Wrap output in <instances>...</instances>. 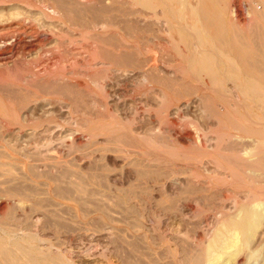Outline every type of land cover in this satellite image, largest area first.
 <instances>
[{"label": "bare ground", "instance_id": "bare-ground-1", "mask_svg": "<svg viewBox=\"0 0 264 264\" xmlns=\"http://www.w3.org/2000/svg\"><path fill=\"white\" fill-rule=\"evenodd\" d=\"M243 3L244 7H242L246 15L244 22L238 20V12L232 5V0H0V159L5 156L9 158L5 155L8 149L16 151L8 140L10 135L22 138L24 134L30 132L33 136L44 137L33 144L27 142L26 147L30 150L40 148L49 150L54 143L50 137L59 132H65V135L60 136L58 144L60 151L67 149L72 152L76 148L97 147L95 151L118 152L121 159L130 160L136 165L134 156L138 154L144 156L145 161L149 160L148 147L155 144V137L159 136L160 140V134H166L162 130L163 125H168L172 129L183 127L184 136L193 142L196 149L189 152L196 151L193 154L199 153L203 156L202 159L197 157L195 160L203 162V158H207L208 163L217 166V172L213 176L210 175L215 179L208 178L207 175L203 176L192 168L194 170L188 175V179L191 180L185 186V191H182V194L179 192L181 195L188 194L186 205L191 210L199 215L212 214L216 219V224L209 231L207 230L205 243L200 247L198 243L197 250L194 247L196 252L191 251V244L189 245L191 250L187 249L186 245L187 248L182 252L184 264H264V0H246V2L243 0ZM136 71L140 72L143 86L139 85L143 88L139 91L134 90L130 97L125 95L120 97V101H124L125 104H128L127 101L131 99L133 103L130 104L129 118L123 120L110 107L109 99L112 95L107 91L108 89L106 90V83L118 72L133 75ZM156 86H160L159 90L162 93L160 100L163 98L162 103L159 102L161 106L158 109L146 108V106L143 108L142 103L141 105L134 103L137 95L148 97ZM88 98L94 100V102L91 101L93 107L88 104L91 100ZM197 101L201 103V109H198L201 110L203 119L207 120V125L209 124L207 131L195 120L181 123L182 110ZM57 108L69 113L71 121L60 119L59 115H56ZM173 110L174 116L171 114ZM38 111H41L43 115L37 117L35 112ZM233 112L235 113L232 114ZM153 114L160 121H158L160 123L158 128L156 125V130L158 129L157 132L160 134L152 129L149 133L145 132V136L142 134L141 140H137L134 129L136 119L142 116L141 120H143L148 116L152 117ZM211 119L219 120L221 126L226 123L227 126L223 129L228 130L227 127H229L232 132L225 133L226 137L217 136L218 133L212 130L215 126L210 125ZM223 119H226V122ZM82 132L89 134L85 144L79 141L82 138L80 137ZM214 134L218 137L217 143L214 141L215 147L209 144ZM166 137L168 136L162 138ZM226 140L227 146L222 147ZM189 147L191 149V146ZM139 148L142 152H138ZM85 152L86 150L82 153ZM181 152L179 153L183 156V164L179 162L181 156L173 152L170 164L164 158L165 165L167 162L169 166L160 165L153 169L152 164L151 166L145 164L137 165V167L134 165L136 168L131 167L136 169L141 182L151 181L156 184L163 178L168 180L172 175L181 174V172L177 173L179 167L182 170L190 169V161L194 158ZM214 154L219 155V158H216ZM85 157H89V154H85ZM55 158H51L50 155V158L45 160L53 161ZM96 163L94 165H97ZM6 164L10 166V163L0 161V168H2L0 177L12 175V170L3 169ZM47 164L52 166L50 162ZM31 165L28 164V168L29 166L36 168V165ZM176 166L177 169H175ZM63 168L65 165L62 166ZM32 171L35 170L29 172ZM45 172H47L46 175L51 173L46 170ZM60 172L63 173V170ZM78 172L75 170L74 174ZM87 172L89 175L90 172ZM42 173L44 172L41 171ZM95 173L88 176L91 181L96 179L99 172L96 175ZM49 174L48 177L57 176ZM66 174L65 171L63 177H66ZM79 177H77L81 182L79 184L84 183L86 187L88 185L85 184L86 177L81 175ZM204 177L203 181L200 180ZM53 178L50 177V180L53 181ZM66 180H68L67 177ZM61 181L62 179L59 182L56 181L59 184L56 183L58 186L53 191L58 197L67 200L69 199L67 197L72 196L71 194L75 191L77 183L75 181L73 184L66 185V181L63 180L66 186H61L63 184ZM8 182H11L8 178L0 182V197L13 200V203L16 197L27 194L25 192L27 187L30 191L34 189L25 184L27 187L24 190L22 185V187L18 186L19 182H17L18 185L15 183L17 186L11 183L13 187L10 184L6 187ZM100 183L103 185V182ZM131 186L129 189L126 188L127 190H122L120 196L117 195L118 199L114 197L115 200L117 199L114 203L118 207L125 208L127 214L139 216L138 208L134 207L133 201L136 198L145 201L150 199V187H147L148 192L144 190V187L143 190L138 191L136 189L138 185H134V188ZM87 189L89 191V188ZM77 190H79L77 193L80 192L82 195L85 193L84 187ZM90 191L87 194H90ZM96 191L98 189L94 193ZM75 197L77 199V196ZM193 198H196L195 203L191 204L190 201ZM84 200H87V197ZM41 201L33 203L36 213L43 207L45 200ZM75 201L77 202L78 199ZM145 201H143L144 205H147ZM175 202L171 203L175 204ZM51 203L49 204H54V202ZM15 206L16 204L14 208L9 207L8 210L16 211ZM96 208L100 213L103 212L104 207L101 205L97 204ZM82 209L86 211L83 207ZM24 210L26 209L22 207L21 211ZM11 211L9 212L12 213ZM57 219L56 223L58 222L57 225L61 227L62 224L59 225L61 220L57 221ZM48 221L50 222V219ZM22 223L25 222L22 220ZM3 231V235L0 234V264H55L57 260L59 261L60 257L39 247L40 243L37 242L34 234V236L25 234L27 237H17L5 229ZM55 252L57 253L56 250ZM131 258L128 259V263ZM142 262L144 261L141 260L139 263L148 264ZM58 264L70 263L59 261Z\"/></svg>", "mask_w": 264, "mask_h": 264}, {"label": "rangeland", "instance_id": "rangeland-1", "mask_svg": "<svg viewBox=\"0 0 264 264\" xmlns=\"http://www.w3.org/2000/svg\"><path fill=\"white\" fill-rule=\"evenodd\" d=\"M233 2L234 1L232 0V5L237 9V12H238V17H239L238 20L239 21L243 20L242 22H244V20H245L244 16H246V15L244 13L245 9L243 8L244 7L243 6L244 5L243 0H235V2H234L235 4H233ZM244 2H246V0H244ZM239 3H240L241 6L239 5ZM141 78L142 77H141L139 71H136L135 74H133V75H129L128 73L126 74L125 72H123V73L118 72V73H116L113 76V78H110V79L107 80L106 90L108 89L107 91L112 95V97L109 99L110 107H111V109L113 111L115 110L114 113H116V114L118 113V115L121 116V118L123 120H127L129 118L128 116H130V110H131L130 104H133V103H132V99H131L130 101H127L128 104H125L124 101H120V97L123 96V95L130 97L132 95V93H134V90L135 91L141 90L143 88V87H141V85L143 86V84H142L143 81H142ZM139 84H141V85H139ZM123 85H125V86H123ZM159 87L160 86H156V88H154L152 90V92L149 94L148 97H144L143 95H137V97L134 100V103H138L140 105L142 103L141 106L143 108H145V106H146V108L147 107H151V108L153 107L154 109H158L159 106H161L159 102L162 103L161 100H163V98L160 100V98L162 97V93L159 90ZM123 88H124V91H122ZM122 92H124V93H122ZM160 93H161V95H159ZM233 95H234V93H233ZM88 99H91V100L88 102ZM88 99H87L88 104L93 107V105H91V104H93L94 100L92 98H88ZM91 101H93V102H91ZM192 103L193 104H191L190 106L185 107L182 110V115H181V118H180L181 123L183 124V122L186 123L188 121L189 122H193L195 120L196 123H199L207 131V128H208L207 126H209V124L207 125V120L203 119L202 114L200 112L201 110L199 111V109H201V105H200L201 103L198 102V101L196 103H194V102H192ZM127 108H128V110H127ZM187 108H189L190 110L187 109ZM232 109H233V107H232ZM195 111H196V113H195ZM174 113L175 112L173 110L171 112V114H173L172 116H174ZM234 113L235 112H233L232 114H234ZM155 114H153L152 117L148 116V118H150V119L144 118L143 120H141L142 116L139 117V119H136V125L134 126V129H135V132L137 133V134L135 133L137 140H141L142 136H143L142 134H144V136H145L146 133H149V131L152 130V129H153L152 131H155V133H158L157 132L158 129L156 130V125H158V124L160 125V123H159L160 121L158 119H156L157 116L155 118ZM35 115L37 117H39V116L43 115V113H41V111H38V112H35ZM56 115H59L58 117H60V119H63V120H66V121H69V120L71 121V118H70L71 116L69 115V113L63 112V110L61 111L59 108H57V110H56ZM122 116H124V117H122ZM184 116H186V117H184ZM125 118H127V119H125ZM223 120H224V122H226V119H223ZM214 122H215V124H214ZM227 122H229V121H227ZM220 123L221 122H219V120H216V119L215 120L214 119L210 120V125L211 126H213V125L215 126V127H212L213 128L212 130H215L218 133L217 136H225L226 137L225 133L227 134L228 132H232V130L229 129V127H227L228 130L223 129L224 126H227V125L225 123L224 125L222 124V126H221ZM159 125L157 126V128L159 127ZM216 125L219 126V127H217ZM166 128L169 129L170 132ZM162 130L166 134L158 133L161 136L160 140H159V136L157 134L156 136H158V137H155V139H154V141H155L154 145L155 146L153 145V146L148 147V149H149L148 151H150V153L152 154L151 155L149 153V160L145 161L146 158L144 156H140L138 154V155L134 156V158H135L134 162L136 163V165L130 160L126 161V160L121 159L118 152L106 151V150L95 151L96 149H98L97 147H95L96 149L94 147H93V149L92 148L90 149V147L81 148V149H79V148L77 149L76 148V149L72 150V152H70L67 149L65 151H60L59 148H58L59 147L58 144H59V141H60V136L61 135H65V132H59V133L53 135L52 137H50V138H52V141H54L53 147L50 148L51 150L50 149L49 150H45V149H42V148H40L39 150H34V149L30 150V149H28L26 147L27 146V142L33 144L34 142H37L41 138H44V137L40 138L38 136H33L30 132L26 133V135L24 134V137H22V138H17L14 135H10L8 140L16 148L17 152L15 150H13V149H8L5 155H8L9 158H6V156L4 155L5 157L3 159H0L1 162H5V163L7 162L8 164L10 163V166L9 165L7 166V164H6V166L3 169L12 170V175L11 176L8 175V176H5V177H0V182L6 180V178H8V180L9 181L11 180V182H8V184L5 185L6 187H9L11 185V183L13 184V186L14 185L17 186L18 185L17 182H19L18 186H20V187L23 186L22 187L23 189L26 188L27 186H32L30 188H34V189H31V191H30V189L27 187L28 190L26 188L25 192L27 194H30V195L27 196V194L26 195L24 194L22 197H16V201H14V203H13V200H9L7 198L0 197L1 198L0 199V218L2 220L4 219L3 222L0 219V224L3 223L2 225H0V234L3 235V233H4L3 230L5 229V231H7V232H9L11 234L17 235V237L18 236L19 237H25L26 235H28V236H30V235L34 236L35 235L36 239L38 240L37 242L40 243L39 247L40 246L42 247V248L40 247L41 249L51 251L52 253H54V255L56 257H58V258L60 257V259H59L60 262L68 261V263H70V264H140L141 260L144 261L142 263H148V264H152L153 261H154L153 264H156V262H157V264H184V259H183V253L182 252L187 247H188L187 249H190V250H191L190 247H192L191 251L196 252L195 248L197 250V248L200 247L201 244L203 245L205 243V239L207 238V232L213 227V225L216 224V219H215V217L212 214L204 213V214H200L199 215V213L194 212L193 210H191L189 208V206L186 205V203H187L186 197L188 196V194H187V196H186V194H183V195H181V194L185 191V189H186L185 186H187V183L191 180V179H188V175H190V171L194 170L192 168H195L196 171L198 173L202 174L203 176L207 175L208 178L215 179V178H213L211 176H213V174H215V172H217V166L216 165L214 166L213 163L212 164L208 163L207 162V158H203V160H204L203 162H198L197 160H195L197 157H200L198 159H202L203 156H200L199 153L198 154L197 153L193 154L196 151L192 152V153L189 152V150L192 151V149H195V147L192 144L193 142H191L190 140H188L184 136L183 127L172 129V128H169L168 125H163ZM165 130H167V131H165ZM82 133L83 134L80 135V137L82 136V138L79 141L81 143L85 144L86 141H87L86 139L89 136V134H88V132H82ZM220 133H222V134H220ZM84 135H86V136L84 137ZM214 135H212V139H211L212 141H210L209 144H211L212 146L215 147V145H216L215 143H217V138L218 137L216 136V134H214ZM163 136L164 137L168 136V137L164 138L166 142L162 138ZM169 137H171V139ZM46 138H48V137H46ZM173 140H175V141H173ZM99 141L102 142V140H99ZM214 141H215V143H214ZM226 143L228 144L227 140L223 143L222 147L227 146ZM162 144H164V145H162ZM168 145H170V146H168ZM171 145H172V147L174 149H172ZM156 146H157V148H156ZM189 146H191V149H190ZM188 147H189V149H187ZM143 148L146 149L145 147H143ZM175 148H177V149H175ZM170 149L173 150V152L176 153V155L181 156L180 157L181 161H179V162H181V164L184 163L183 160H182L183 156L179 153L181 151H182L181 152L182 154H188L192 158H194L193 161L192 160L190 161L191 162L190 163L191 166L189 167L190 169H188V168L185 169L184 168L185 170H182V168L179 167L181 165L180 164V165H178L179 169L177 170V173L181 172V174L172 175L171 179L169 178L167 180V179L163 178L162 180H160L156 184H154L151 181L150 182L149 181L141 182L139 180V178H138L137 171L135 169L137 167V165H145L146 164V166L147 165L151 166V164H152L151 168H153V169L156 168V167H160V165H162V166L164 165L163 167H166L167 162L169 161L168 163L170 164L171 163L170 159L173 158L172 157L173 156V154H172L173 152ZM85 150H86V152L83 154L82 152H84ZM160 150H162V151H160ZM186 150L188 152H186ZM163 151H166V152L169 151V152L166 153V152H163ZM170 151L172 153H170ZM175 151H177L178 153L175 152ZM138 152H142L140 148H139ZM85 154H89V157H85ZM162 154L166 155V157L163 156ZM50 155H51V158L56 157L55 160H57V161H55V160H53V161L45 160V159H48V157L50 158ZM214 155L216 156V158H219L218 157L219 155H217V154H214ZM10 156H11V158H10ZM36 156H37V158H36ZM82 157H83V159L81 160ZM35 158H36V160H35ZM69 158H71V159H69ZM156 158H159V159H156ZM164 158L167 159L166 165H165V161L166 160ZM152 159L153 160L155 159L154 162H153ZM14 160H16V161H14ZM31 160H33V161H31ZM98 160H99V162H98ZM156 160H158V162ZM46 161H47V163L50 162V165L52 163V166H49V164H47ZM59 161H60V163H59ZM68 161H69V164L67 163ZM95 163L98 166L94 165ZM160 163H164V164H160ZM11 164H12L13 167L11 166ZM28 164L29 165L32 164L31 166L36 165V168L35 169H34V167L30 168V166L28 168ZM45 164H47V165H45ZM54 164L55 165L59 164V165H56L57 166V168H56V166ZM61 164H62L63 167L65 165L66 169L65 168L62 169ZM130 164H132V165H130ZM155 164H157V165H155ZM15 166L16 167L19 166L18 167L19 169L18 168L16 169ZM90 166H91L92 169L89 168ZM131 166H134L135 168L131 167ZM167 166H169V165H167ZM178 167L176 166L175 169H177ZM183 167H185V166L183 165ZM71 168H72V170H70ZM97 168H99V169H97ZM215 168H216V171H215ZM1 169L2 168H0V171H1ZM166 169L168 170V167ZM31 170H35V171H32V172H34L36 174H34L32 172L30 173L29 171H31ZM45 170L49 171V172L51 171L50 174L53 175V176L57 175L59 179L57 178V176L54 177V178L52 176H50L51 178H53V181L50 180V177H48L49 173L46 175L47 172H45ZM61 170H63V173L60 172ZM67 170L69 172L68 176H67V174H68ZM75 170L76 171L78 170L80 172V173L78 172L79 176L81 175V176L86 177L85 184H88L89 185V186L87 185L88 187L87 186L85 187L84 183H82L84 186L82 184L81 185L79 184L80 177L78 176V173L76 175L74 174ZM41 171H43L44 173L41 174ZM65 171L67 173L66 177H67L68 180H66V177H63V176H65ZM70 171H72L71 174L73 173L74 177H73V174H72V176L70 175ZM83 171L86 174H84ZM87 171L90 172L89 175L91 173L93 174L95 172L96 173L99 172L97 175L95 173L96 179L94 181H91V178L89 179L90 176L87 174L88 173ZM211 171H213V172H211ZM102 172H103V174H102ZM20 173H21V175H19ZM22 173L25 174V175H23ZM15 174H16V176H15ZM32 174H34V175H32ZM35 175H37V176L35 177ZM178 175H180V176H178ZM98 176H100V178ZM77 177H79V179ZM101 178H103V179H101ZM61 179H62V181L63 180L66 181V185L68 183H72L73 184L76 181L78 186L75 185V187L77 189H79V188L81 189V188L84 187L85 193H83V195L80 192L77 193V191H79V190H77L76 188L75 189L73 188L75 191L71 194L72 196L67 197L69 199L66 200V198L58 197L54 193L53 190H54L55 187L58 186V185H56V183H58L59 180H61ZM204 179H205V177L200 179V180L203 181ZM56 181H58V182H56ZM64 181L62 182L63 184L61 186L65 185ZM169 181H171V182L169 183ZM100 182H103V185H101L102 183H100ZM15 183H17V185ZM108 183H109V185H108ZM129 183H131L132 186ZM177 183H178V185H177ZM25 184H27V186ZM104 185H106L105 186L106 188L104 187ZM116 185L118 186V188H117ZM128 185L131 186V188H134L135 186L138 185V187H136V189L138 191L139 190L140 191L143 190V187H144V190L148 191L147 187H150L149 188L150 199L148 198L145 201V200L136 198L133 201V204L135 205L134 207L136 209L138 208L137 210H138V213L140 214L139 216L138 215L134 216V215L127 214L126 211H125V208L123 209V207H118L116 205V203H114L115 201L117 202V199L119 198L120 193L122 192V190H127V189L130 188ZM13 186L11 185V187H13ZM181 186L184 187V188H182ZM87 188H89V191L91 189V191H90L91 195L87 194L89 192V191H87L88 190ZM111 188H112V191H111ZM96 189H98V191H96L94 193V191ZM180 189H182V190H180ZM32 190H34V191H32ZM38 190L42 194H40L39 192L37 193ZM179 192L181 194H179ZM35 193L39 194V195H36ZM76 194H78V195H76ZM79 194H81V195L79 196ZM74 195L77 196V199H78L79 202L75 201L77 199H76V197ZM98 195H99V197H98ZM117 195H119V196H117ZM165 195H166L167 198L165 197ZM106 196L108 197V199L110 198L112 201L110 199L108 201ZM72 197H73V199H72ZM74 197H75V199H74ZM85 197H87V200H88V202H87V200H84L86 203L83 201V199H85ZM114 197L117 198V199L115 200ZM46 198H48L49 200H47ZM80 198H82V200ZM93 198H95V200ZM40 199L41 200L43 199V200L48 201V202L51 199L52 201H50V202H52V203L54 202V204L51 203L52 205H50L49 204L50 202L46 203L45 201L43 202V200L41 201ZM90 199H91V201H90ZM96 199H98L97 202H96ZM161 199H162V202H161ZM195 199L193 198V200H191L190 203L191 204L195 203ZM177 200H179V201H177ZM34 201L43 202V207L40 210H37V213H36L35 209H33ZM100 201L102 202V204H100L101 203ZM143 201H145V204H147V205H144ZM166 201H167V203H166ZM81 202H84L86 205L84 203L80 204ZM171 202H173V203L175 202V204H172ZM11 203H12V205H11ZM160 203H162V204H160ZM183 203H185V204H183ZM9 204L11 205V207H10ZM14 204H16L15 207L18 210L15 208L16 211L14 209L11 211V209L14 208ZM19 204L22 205V207L24 209H26L28 212L26 210H24L22 212L21 211L22 207ZM47 204H48V206H47ZM97 204L101 205V207H104L105 209L106 208L107 209L104 210V208H102L103 212L100 213L97 210V208H96ZM65 205L68 206V207H66ZM163 205L165 207L167 206V208L163 207ZM193 205H195V204H193ZM31 206H32V208H31ZM50 206H52V207H50ZM142 206L144 208H142ZM9 207L11 209L8 210ZM70 207H72V208L69 209ZM82 207L86 210L85 212L83 211ZM161 207H163V208H161ZM30 208L33 211H31ZM165 209H167V210H165ZM177 209H179L180 212ZM50 210H51V212H49V213L51 215L47 212V211H50ZM52 210L54 212H57V213H52L53 212ZM71 210H73V212ZM88 210L90 212H88ZM9 211H11L12 213H10ZM80 211H82V212H80ZM123 211H125V212H123ZM7 214H8V216H7ZM9 214H12L13 216L10 217ZM59 215L61 217H63V218H61ZM84 215L87 216V217H85ZM46 216L49 217L50 222L48 221L49 219ZM56 216L58 218V219L56 218L57 221L61 220V222L59 221V225L62 224L61 227H59L57 225L58 222L56 223V219H55ZM8 217H9L10 220L8 219ZM45 217H46V219H45ZM108 218H109V220H108ZM22 220L25 223H22ZM45 221H46V225H45ZM62 222L65 225H63ZM65 222H67V224ZM100 222H101V224H100ZM52 223H54V224H52ZM68 223H69V225H68ZM5 225H6V227H5ZM192 225H194V226H192ZM38 226H41L42 228L38 227ZM44 226H46V227H44ZM199 226H200V228H197ZM204 226H205V229H204ZM70 227H71V229H70ZM6 228L7 229L9 228V229L7 230ZM26 231H28V232H26ZM158 233H159V235H158ZM189 238H192V239L189 240ZM194 238H195V240H194ZM137 242L139 244L135 245V243H137ZM198 243H199V246H198ZM193 244H195V245H193ZM186 245H187V247H186ZM189 245H190V247H189ZM121 246L123 248H121ZM131 246H133V247H131ZM135 246L138 247L137 251L135 250L136 249ZM183 246H185L184 249L182 248ZM45 247L47 249H45ZM124 247H126L127 250ZM180 247H181L182 250L180 249ZM139 248H141V249H139ZM55 250L57 251V253L55 252ZM59 254H60V256H59ZM133 254H135V255H133ZM138 254H140V255H138ZM131 256H132V258H131ZM124 257H126V258H124ZM130 258H131V261L129 260V263H128V259H130ZM65 259H66V261H65ZM179 259H181V260H179ZM59 261L57 260V262L55 264H58ZM149 261H151V262H149Z\"/></svg>", "mask_w": 264, "mask_h": 264}]
</instances>
